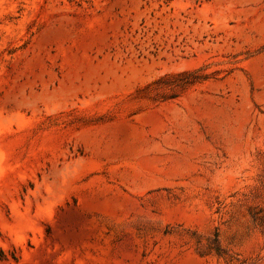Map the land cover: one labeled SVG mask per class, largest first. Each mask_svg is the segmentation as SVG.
<instances>
[{
    "label": "rangeland",
    "instance_id": "rangeland-1",
    "mask_svg": "<svg viewBox=\"0 0 264 264\" xmlns=\"http://www.w3.org/2000/svg\"><path fill=\"white\" fill-rule=\"evenodd\" d=\"M0 264H264V0H0Z\"/></svg>",
    "mask_w": 264,
    "mask_h": 264
},
{
    "label": "clouds",
    "instance_id": "clouds-1",
    "mask_svg": "<svg viewBox=\"0 0 264 264\" xmlns=\"http://www.w3.org/2000/svg\"><path fill=\"white\" fill-rule=\"evenodd\" d=\"M4 172H3V169L0 168V176H3Z\"/></svg>",
    "mask_w": 264,
    "mask_h": 264
}]
</instances>
